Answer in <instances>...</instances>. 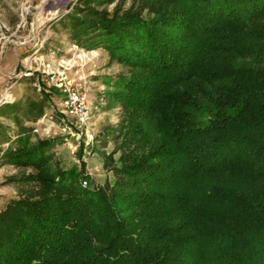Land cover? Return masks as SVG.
Returning <instances> with one entry per match:
<instances>
[{
  "label": "trees",
  "instance_id": "16d2710c",
  "mask_svg": "<svg viewBox=\"0 0 264 264\" xmlns=\"http://www.w3.org/2000/svg\"><path fill=\"white\" fill-rule=\"evenodd\" d=\"M114 1L70 23L129 70L116 180L82 186L22 129L5 158L37 172L0 211V264H264V0L92 6Z\"/></svg>",
  "mask_w": 264,
  "mask_h": 264
},
{
  "label": "rangeland",
  "instance_id": "374dc122",
  "mask_svg": "<svg viewBox=\"0 0 264 264\" xmlns=\"http://www.w3.org/2000/svg\"><path fill=\"white\" fill-rule=\"evenodd\" d=\"M81 1L0 0V211L30 188L24 176L37 172L5 158L18 147L22 129H30L31 144L58 139L48 152L52 167L85 172L82 186L116 180L108 157L116 149L125 112L113 94L118 91L113 83L129 70L105 48H84L74 39L70 19ZM131 3L115 0L92 6L113 12L117 5L128 8ZM60 72L87 94L86 123L61 113L59 93L45 81L49 73Z\"/></svg>",
  "mask_w": 264,
  "mask_h": 264
},
{
  "label": "built area",
  "instance_id": "2783aa9c",
  "mask_svg": "<svg viewBox=\"0 0 264 264\" xmlns=\"http://www.w3.org/2000/svg\"><path fill=\"white\" fill-rule=\"evenodd\" d=\"M45 81L59 93L58 106L67 118L75 119L79 123H86L90 119V107L87 94L75 87L65 73H49ZM87 182H84V187Z\"/></svg>",
  "mask_w": 264,
  "mask_h": 264
}]
</instances>
